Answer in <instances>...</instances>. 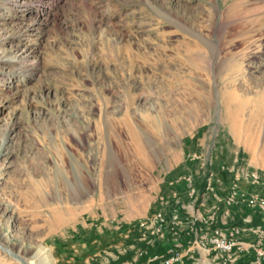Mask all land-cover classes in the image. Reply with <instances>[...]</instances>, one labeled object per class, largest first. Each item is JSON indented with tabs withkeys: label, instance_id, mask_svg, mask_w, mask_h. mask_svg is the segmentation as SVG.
<instances>
[{
	"label": "rangeland",
	"instance_id": "rangeland-1",
	"mask_svg": "<svg viewBox=\"0 0 264 264\" xmlns=\"http://www.w3.org/2000/svg\"><path fill=\"white\" fill-rule=\"evenodd\" d=\"M233 163L264 175V0H0V264H118L112 217Z\"/></svg>",
	"mask_w": 264,
	"mask_h": 264
},
{
	"label": "crops",
	"instance_id": "crops-1",
	"mask_svg": "<svg viewBox=\"0 0 264 264\" xmlns=\"http://www.w3.org/2000/svg\"><path fill=\"white\" fill-rule=\"evenodd\" d=\"M195 186L196 191L194 193L188 192L185 182L180 184L167 180L162 183L161 187H158L157 197L154 198V204L147 215L161 208L166 217H169L173 210L177 209L180 215V224L177 226V233L175 234L165 228L164 237H153L150 231L145 229L146 227L138 226V221L145 216L134 220L123 216L112 217L109 220L113 232L111 240L114 243L112 245L119 253L117 254L118 264H157L163 258L170 256V248L175 242L177 243L176 251L182 255L181 264H211L213 252L198 250L191 246V243L194 238H199V234L202 233V230L198 229L215 225L224 230L231 226H241L246 229L242 231L239 228L234 234L248 245V249L237 253L235 264H253L256 257L254 245L257 244V234L250 231L249 228L262 225L261 210L250 208L245 201L239 200L230 207L229 217H225L222 213V204L218 203L213 194L205 191L202 181H199L196 174ZM262 188L261 182L257 188L260 193H262ZM160 197L165 199L164 204H161L162 198L160 199ZM215 207V221L213 223L204 222L202 218L205 219L213 213ZM230 232L222 231L224 235H229ZM260 246L264 249V240ZM262 263L264 264V255Z\"/></svg>",
	"mask_w": 264,
	"mask_h": 264
},
{
	"label": "built area",
	"instance_id": "built-area-1",
	"mask_svg": "<svg viewBox=\"0 0 264 264\" xmlns=\"http://www.w3.org/2000/svg\"><path fill=\"white\" fill-rule=\"evenodd\" d=\"M210 164L212 162H209ZM202 166V165H201ZM200 166V167H201ZM223 171L229 175V181L227 184L226 191L221 194L218 192V186L223 184L220 179L214 178V173L210 171L206 173L205 184L207 185V193L219 194L220 202L222 204V213L225 217L230 215V207L238 202L239 200L245 201L246 204L253 208L257 204H264V191L260 193L258 191V180H264V175L262 172H249L247 167H239L238 164H232L231 167L221 165ZM184 182L188 188V192L191 187L195 186V173H187L184 177ZM241 181H245L249 184L250 189H243L241 187ZM174 212V211H173ZM172 212V213H173ZM157 213H163V210H156L151 214L145 216L138 221V226L142 227L146 221L155 222V230L151 233L153 237L162 238L164 237L165 228H168L174 234L177 233V226L180 223H171L168 225H158ZM214 221L216 219L215 216ZM202 230V229H198ZM263 239H257V244H255L256 257L253 264H263L262 257L264 255V249L260 246ZM191 246L197 248L198 250L203 249L206 251H212V262L211 264H235L237 253L248 249V245L245 241L241 240L240 237L234 235H221V230L218 229L216 225V231L211 234H204L202 230V238H194L192 240ZM177 243L170 248V256L163 258L157 264H181L182 255L180 252L176 251Z\"/></svg>",
	"mask_w": 264,
	"mask_h": 264
},
{
	"label": "bare ground",
	"instance_id": "bare-ground-1",
	"mask_svg": "<svg viewBox=\"0 0 264 264\" xmlns=\"http://www.w3.org/2000/svg\"><path fill=\"white\" fill-rule=\"evenodd\" d=\"M38 20V19H37ZM36 21V20H35ZM38 22H35L34 24H37ZM40 23V22H39ZM31 26H32V24H31ZM235 164V163H234ZM248 170V169H247ZM191 190V189H190ZM190 192V191H189ZM157 220H159V218L157 219ZM159 225V224H158ZM216 230H214L213 231V233L215 232ZM221 235H224L223 233H222V231H221ZM238 237V236H237ZM45 261V260H44ZM37 263V262H36Z\"/></svg>",
	"mask_w": 264,
	"mask_h": 264
}]
</instances>
